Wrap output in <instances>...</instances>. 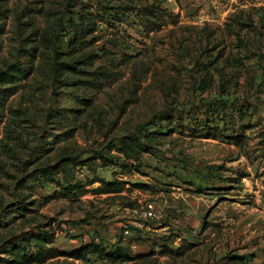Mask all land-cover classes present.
Returning a JSON list of instances; mask_svg holds the SVG:
<instances>
[{
    "label": "rangeland",
    "instance_id": "1",
    "mask_svg": "<svg viewBox=\"0 0 264 264\" xmlns=\"http://www.w3.org/2000/svg\"><path fill=\"white\" fill-rule=\"evenodd\" d=\"M0 73V264H264V0H0Z\"/></svg>",
    "mask_w": 264,
    "mask_h": 264
},
{
    "label": "trees",
    "instance_id": "2",
    "mask_svg": "<svg viewBox=\"0 0 264 264\" xmlns=\"http://www.w3.org/2000/svg\"><path fill=\"white\" fill-rule=\"evenodd\" d=\"M5 75L6 74H4V73H0V82L6 80ZM109 190H112V189H109ZM40 255H41V250L39 249L36 252H34L33 254H30L29 259H34V260L39 259L41 257ZM72 255L78 259H86V257L88 255H96L100 259L108 260L111 262H117V261L125 260L128 257V253L125 251V249H123L120 246L114 250L108 251V250H106L104 245H102L101 243H94V242L89 243V244H85L79 250L72 253ZM25 258H26V254L20 248H18L17 253L13 255V259H14L16 264L23 263Z\"/></svg>",
    "mask_w": 264,
    "mask_h": 264
}]
</instances>
